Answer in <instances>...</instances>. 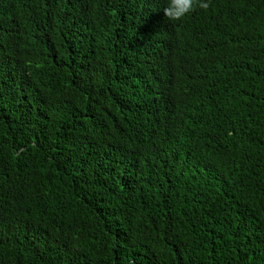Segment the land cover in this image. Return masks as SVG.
<instances>
[{
    "label": "trees",
    "instance_id": "obj_1",
    "mask_svg": "<svg viewBox=\"0 0 264 264\" xmlns=\"http://www.w3.org/2000/svg\"><path fill=\"white\" fill-rule=\"evenodd\" d=\"M0 0V264H264V0Z\"/></svg>",
    "mask_w": 264,
    "mask_h": 264
},
{
    "label": "clouds",
    "instance_id": "obj_2",
    "mask_svg": "<svg viewBox=\"0 0 264 264\" xmlns=\"http://www.w3.org/2000/svg\"><path fill=\"white\" fill-rule=\"evenodd\" d=\"M204 10L209 8L206 0H168L167 6L163 9L165 17L170 22L180 21L186 14L194 10V7Z\"/></svg>",
    "mask_w": 264,
    "mask_h": 264
}]
</instances>
